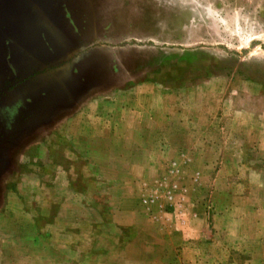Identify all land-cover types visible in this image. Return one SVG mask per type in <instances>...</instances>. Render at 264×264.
I'll list each match as a JSON object with an SVG mask.
<instances>
[{
    "label": "rangeland",
    "instance_id": "rangeland-1",
    "mask_svg": "<svg viewBox=\"0 0 264 264\" xmlns=\"http://www.w3.org/2000/svg\"><path fill=\"white\" fill-rule=\"evenodd\" d=\"M0 264H264V0H0Z\"/></svg>",
    "mask_w": 264,
    "mask_h": 264
},
{
    "label": "crops",
    "instance_id": "crops-1",
    "mask_svg": "<svg viewBox=\"0 0 264 264\" xmlns=\"http://www.w3.org/2000/svg\"><path fill=\"white\" fill-rule=\"evenodd\" d=\"M86 120V119H85Z\"/></svg>",
    "mask_w": 264,
    "mask_h": 264
}]
</instances>
